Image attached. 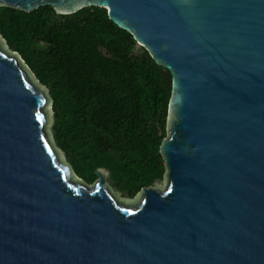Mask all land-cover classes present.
<instances>
[{"label":"water","instance_id":"1","mask_svg":"<svg viewBox=\"0 0 264 264\" xmlns=\"http://www.w3.org/2000/svg\"><path fill=\"white\" fill-rule=\"evenodd\" d=\"M0 6L106 9L173 80L166 176L122 201L60 159L53 99L0 36V264H264V0Z\"/></svg>","mask_w":264,"mask_h":264},{"label":"trees","instance_id":"2","mask_svg":"<svg viewBox=\"0 0 264 264\" xmlns=\"http://www.w3.org/2000/svg\"><path fill=\"white\" fill-rule=\"evenodd\" d=\"M0 36L49 91L53 141L78 179L104 169L129 198L164 180L172 77L106 9L0 6Z\"/></svg>","mask_w":264,"mask_h":264},{"label":"rangeland","instance_id":"3","mask_svg":"<svg viewBox=\"0 0 264 264\" xmlns=\"http://www.w3.org/2000/svg\"><path fill=\"white\" fill-rule=\"evenodd\" d=\"M51 120H52V117H51ZM52 124V123H51ZM49 131L50 133L52 134V125H50V128H49ZM51 142H52V138H51ZM59 156H60V159L63 161L64 164H66V160L65 158L63 157V155L59 152ZM108 179V177H107ZM109 185H110V188H111V191L115 194H118L119 198H121L122 201H127L129 198L126 197V195L121 191V190H118L114 187V184L112 185L110 182H109ZM165 183L162 185V186H159V187H162L164 188L165 187Z\"/></svg>","mask_w":264,"mask_h":264},{"label":"flooded vegetation","instance_id":"4","mask_svg":"<svg viewBox=\"0 0 264 264\" xmlns=\"http://www.w3.org/2000/svg\"><path fill=\"white\" fill-rule=\"evenodd\" d=\"M126 197H128V196H126ZM129 198V197H128Z\"/></svg>","mask_w":264,"mask_h":264}]
</instances>
